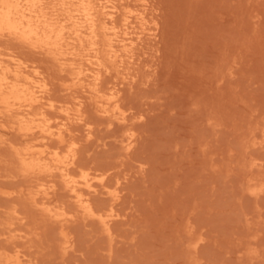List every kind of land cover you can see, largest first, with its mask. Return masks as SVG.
I'll list each match as a JSON object with an SVG mask.
<instances>
[{
	"label": "rangeland",
	"instance_id": "1",
	"mask_svg": "<svg viewBox=\"0 0 264 264\" xmlns=\"http://www.w3.org/2000/svg\"><path fill=\"white\" fill-rule=\"evenodd\" d=\"M124 10L145 12L151 33L106 77L127 119L99 115L76 91L91 133L70 126L77 166L105 176L90 198L100 209L113 204L109 233L80 214L51 220L28 205L17 195L28 182L0 142V190L13 192L0 191V221L14 208L24 216L0 234V250L31 264H264V0H130ZM128 25L126 37L142 29ZM0 47L40 64L55 82L51 96L71 105L50 60L7 40ZM18 139L0 127V140ZM56 187L51 198L75 211Z\"/></svg>",
	"mask_w": 264,
	"mask_h": 264
},
{
	"label": "bare ground",
	"instance_id": "2",
	"mask_svg": "<svg viewBox=\"0 0 264 264\" xmlns=\"http://www.w3.org/2000/svg\"><path fill=\"white\" fill-rule=\"evenodd\" d=\"M129 1L0 0V41H10L50 60L61 73V89L71 98V105L53 98L50 90L55 82L40 64L15 49L0 47V127L19 135L18 141L0 142L9 149L14 175L28 182L17 195L51 220L69 221L80 214L97 221L104 233L110 231L114 206L100 209L90 194L97 187L105 188V176L92 178L88 168L77 166L79 144L70 126L81 122L91 133L84 101H76V91L85 93L83 97L99 115L118 122L127 119L119 90L115 85L105 86V81L107 76L122 72L123 58L132 59L134 50L149 34L143 27L145 12L131 16L124 10ZM131 17L142 29L136 36L126 37ZM126 140L128 149L135 140L134 133L126 135ZM57 185L71 194L75 211L51 198ZM0 191L8 196L13 193ZM109 193L112 201L118 199L115 191ZM22 218L18 209L7 211L0 221V234L15 231L13 225ZM59 235L63 249L67 248V234L60 231ZM0 264L31 263H21L16 250H0Z\"/></svg>",
	"mask_w": 264,
	"mask_h": 264
}]
</instances>
